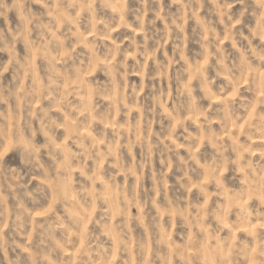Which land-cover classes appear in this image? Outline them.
Returning <instances> with one entry per match:
<instances>
[{"label":"clouds","instance_id":"9594fccd","mask_svg":"<svg viewBox=\"0 0 264 264\" xmlns=\"http://www.w3.org/2000/svg\"><path fill=\"white\" fill-rule=\"evenodd\" d=\"M0 264H264V0H0Z\"/></svg>","mask_w":264,"mask_h":264}]
</instances>
